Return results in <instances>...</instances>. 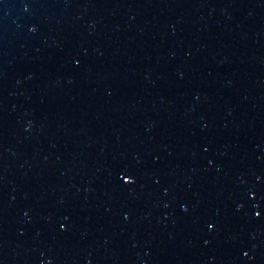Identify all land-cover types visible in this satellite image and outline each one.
<instances>
[{
	"label": "water",
	"instance_id": "1",
	"mask_svg": "<svg viewBox=\"0 0 264 264\" xmlns=\"http://www.w3.org/2000/svg\"><path fill=\"white\" fill-rule=\"evenodd\" d=\"M0 264H264V0H0Z\"/></svg>",
	"mask_w": 264,
	"mask_h": 264
}]
</instances>
